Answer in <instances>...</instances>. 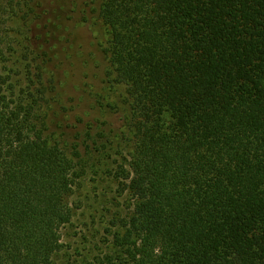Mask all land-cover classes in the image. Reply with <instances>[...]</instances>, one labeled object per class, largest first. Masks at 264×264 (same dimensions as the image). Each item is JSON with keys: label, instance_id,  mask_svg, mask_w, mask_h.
<instances>
[{"label": "trees", "instance_id": "trees-1", "mask_svg": "<svg viewBox=\"0 0 264 264\" xmlns=\"http://www.w3.org/2000/svg\"><path fill=\"white\" fill-rule=\"evenodd\" d=\"M95 1L121 122L97 132L69 120L52 69L61 7L0 0V264H56L115 137L128 203L102 264H264V0Z\"/></svg>", "mask_w": 264, "mask_h": 264}, {"label": "rangeland", "instance_id": "rangeland-1", "mask_svg": "<svg viewBox=\"0 0 264 264\" xmlns=\"http://www.w3.org/2000/svg\"><path fill=\"white\" fill-rule=\"evenodd\" d=\"M50 1L62 9L60 13L47 15L56 22L50 26L52 34L47 43L55 56L52 69L56 71L67 117L73 124L81 118V127L89 123L94 132L116 128L121 124L114 104L119 91L106 82L104 25L95 10H88V20H84L81 10L84 1L90 8H95L97 1ZM117 141L115 137L109 151L101 154H97L98 147L93 148L90 163L95 166L88 168L70 197L73 217L61 228L62 247L55 256L56 264H102V255L112 243L115 231L112 214L123 215L128 203L127 196L118 195L113 178L114 167L126 155L124 150H118Z\"/></svg>", "mask_w": 264, "mask_h": 264}]
</instances>
